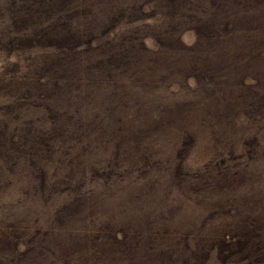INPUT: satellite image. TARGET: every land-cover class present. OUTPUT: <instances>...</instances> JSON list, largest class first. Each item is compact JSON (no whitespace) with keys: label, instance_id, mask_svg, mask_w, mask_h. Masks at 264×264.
<instances>
[{"label":"rangeland","instance_id":"obj_1","mask_svg":"<svg viewBox=\"0 0 264 264\" xmlns=\"http://www.w3.org/2000/svg\"><path fill=\"white\" fill-rule=\"evenodd\" d=\"M0 264H264V0H0Z\"/></svg>","mask_w":264,"mask_h":264},{"label":"trees","instance_id":"obj_2","mask_svg":"<svg viewBox=\"0 0 264 264\" xmlns=\"http://www.w3.org/2000/svg\"><path fill=\"white\" fill-rule=\"evenodd\" d=\"M175 7H177V5H173ZM232 14L235 19H233L232 21L229 22L228 18L227 17H224V16H219L217 17L216 19H214L212 22H209V23H204V24H201V25H198L196 27L193 28V31L196 35V38L198 37V39H206L207 41H213L214 42V45L216 46H226V41L225 40H228L229 44H234L235 41H236V33L239 32L241 34V40H246L247 39L245 38V35L243 33V31L240 29V28H235V22L243 15L244 17H247L249 15L248 12H234V13H230ZM262 15L258 16V15H254V18L255 20H257V18L261 17ZM201 20V19H200ZM76 23H74V20H69L66 25L68 26V30H71L73 29V26L75 25ZM240 27L242 25H239ZM63 33L64 31H55L53 33V36L51 37L53 40H56V41H63L65 42V47H64V52H67L69 51L70 49V45L68 42H66L64 39H63ZM223 36L225 37H228L227 38H223ZM124 36H122V38H119L120 41H122V43H128L129 42V37H125L126 39L123 38ZM248 43V42H247ZM247 43H241L244 45V47H247L249 46ZM92 42H89V39H87L85 42H84V47L85 48H82V47H79L80 45H78V48H79V51H77L75 54L76 55H81V52L86 49V48H95V47H92L91 46ZM111 46V45H110ZM116 48V46H113ZM142 48L144 46H141ZM82 48V49H81ZM120 48V47H119ZM228 47L225 48V54L229 51H232L229 47V49H227ZM55 50V52H53V56L56 58L54 61H57V60H60L62 65H63V69H66L67 72L66 73H69V75H71L73 72H72V69L74 67V65L72 66L71 65V68H69L70 64L68 63L67 61V58H65L64 60H62V54L58 51L57 47L56 46H53V48ZM222 50V49H221ZM219 50V51H221ZM242 53V51H239ZM66 56L68 55L65 54ZM119 55H121V52L119 50ZM132 59H130L131 61ZM123 66H126L128 68L127 65H125V63L120 59L118 58V61H117V65L116 67L119 68V69H123ZM37 85H40V86H47V83L43 82V79L40 78V79H36L35 80V86ZM31 88V86L29 87H26L24 88L25 91L27 92H30L29 89ZM26 92L22 93L23 95H26L25 94ZM117 151V146H114V152Z\"/></svg>","mask_w":264,"mask_h":264}]
</instances>
